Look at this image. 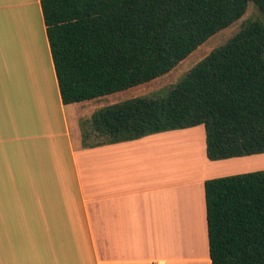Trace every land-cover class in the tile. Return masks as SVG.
<instances>
[{"label": "crops", "instance_id": "1", "mask_svg": "<svg viewBox=\"0 0 264 264\" xmlns=\"http://www.w3.org/2000/svg\"><path fill=\"white\" fill-rule=\"evenodd\" d=\"M96 99L62 101L40 0H0V264H211L205 180L264 153L211 160L203 124L84 145Z\"/></svg>", "mask_w": 264, "mask_h": 264}, {"label": "trees", "instance_id": "2", "mask_svg": "<svg viewBox=\"0 0 264 264\" xmlns=\"http://www.w3.org/2000/svg\"><path fill=\"white\" fill-rule=\"evenodd\" d=\"M64 103L136 87L170 71L264 0H40ZM105 142L203 124L211 160L264 153V25L240 24L169 92L97 108ZM211 264H264V168L205 180Z\"/></svg>", "mask_w": 264, "mask_h": 264}, {"label": "rangeland", "instance_id": "3", "mask_svg": "<svg viewBox=\"0 0 264 264\" xmlns=\"http://www.w3.org/2000/svg\"><path fill=\"white\" fill-rule=\"evenodd\" d=\"M250 20H258L264 25V16L259 11L256 5L250 6L247 13L239 21L234 23L231 27L227 28L226 30H223L222 32L218 33L213 38L209 39L206 43L201 44L187 57L179 61L166 74L154 78L146 83L140 84L136 87L133 86L131 88H127L97 98L96 100H94V103L100 107H104L109 104H113L133 96H160L167 94L171 87L176 84L191 67H193L198 61L205 57L213 48L221 44V42L230 32H233V30H235L240 24L248 22ZM87 127L90 128L88 124L86 125L82 122V140L84 133L89 132V129ZM89 139L90 141L102 140L101 137L96 136H90ZM255 163L257 162L255 161ZM262 164L264 165V163ZM255 166L262 165L256 164Z\"/></svg>", "mask_w": 264, "mask_h": 264}]
</instances>
